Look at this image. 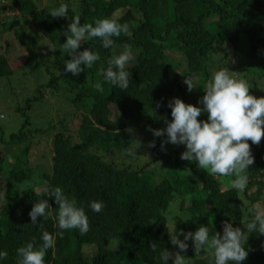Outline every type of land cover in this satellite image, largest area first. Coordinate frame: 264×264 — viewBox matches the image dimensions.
Returning <instances> with one entry per match:
<instances>
[{"label": "trees", "instance_id": "16d2710c", "mask_svg": "<svg viewBox=\"0 0 264 264\" xmlns=\"http://www.w3.org/2000/svg\"><path fill=\"white\" fill-rule=\"evenodd\" d=\"M2 1H12L20 14L8 21L0 19V36L14 31L17 43L12 45L10 39H5L7 50H0V80L13 84L15 76H19L26 82V67L45 69L37 84H20V90H15L18 99L25 98L18 111L26 119L10 143L11 147L24 144L22 156L11 161L5 155L13 150L5 145L0 148V250L8 253L3 264H17V248L28 242L38 249L43 231L53 235L63 231L62 236L56 235L55 247L47 250L45 264H162V250L173 255L180 251L171 243V231L176 229L179 234L183 230L186 234L203 225L209 228L210 235H222L225 214L230 215L233 227L246 231L253 206L258 202L264 206V137L259 144L249 140L255 160L242 173L248 176V185L241 192L231 187L234 176L210 175L197 162L182 160L179 153H163L138 168L121 166L115 158L134 143L136 131L142 135L149 129L166 128L172 120L168 103L173 98L200 104L205 94L203 87L211 76L209 62L213 55L222 54L227 59L225 65L230 67L229 62L239 60L240 51L245 48L242 79L248 81L250 94L264 97V0H54L44 7L33 0ZM61 3L68 4V16L52 17L51 10ZM124 8L128 12L116 20L130 24L129 32L113 37L114 45L107 49L100 38L87 37L81 50L98 52L100 59L79 75L65 72V61L71 57L63 48L67 39L64 33L71 17L79 15L81 24L94 25L97 18H113ZM23 22L31 24L32 33L21 27ZM45 44L52 48L47 54ZM125 44L131 46L134 59L126 65L129 87L122 90L105 82L100 69L107 68L108 60L119 55ZM175 51L183 55L182 60L173 61L171 53ZM181 63L184 71H173ZM188 76L199 84L191 92L184 83ZM97 82L103 83V93L95 90ZM59 86L72 97L66 100L70 107L84 111L79 141L63 130L57 133L52 171L45 175L46 188L13 192L15 183L29 178L25 170L17 167L29 151L32 132L47 136L56 127L51 118L43 127L26 130L30 123L26 111L42 105L48 92ZM207 118L204 112L198 117L202 121ZM154 142L160 147L163 141ZM6 173L9 175L5 177ZM4 179L9 187L6 198ZM56 186L78 207L85 208L90 224L87 234L56 226L58 205L54 197L47 196ZM42 199L48 200L52 216L38 217L33 225L29 212ZM93 200L103 202L101 212L88 207ZM177 217L180 222L174 226ZM179 238L183 240V236ZM153 243L157 245L155 251L151 248ZM186 243L188 249L181 252L186 264H209L211 257L206 251L196 256L192 240ZM86 244L96 247L94 255L86 254ZM245 247L248 257L243 264H264V234H249Z\"/></svg>", "mask_w": 264, "mask_h": 264}, {"label": "clouds", "instance_id": "9594fccd", "mask_svg": "<svg viewBox=\"0 0 264 264\" xmlns=\"http://www.w3.org/2000/svg\"><path fill=\"white\" fill-rule=\"evenodd\" d=\"M69 6L61 3L50 12L52 17L68 16ZM129 32L128 25L119 23L114 18H97L94 25L81 24L80 16L71 17V23L65 31L67 37L63 48L68 51L71 59L65 61V72L79 75L86 68H92L100 59L98 52L88 48L81 50V44L87 37L100 38L104 48L114 45L113 37H119L121 33ZM50 48V47H49ZM124 50L119 55H113L108 60L107 68L101 67L100 74L105 82L122 90L129 87V72L126 65L134 59L130 45L125 44ZM52 49V48H50ZM188 91L191 92L198 83L193 82L192 77L184 81ZM97 92L103 93L104 85L101 82L94 84ZM206 95L200 103L203 107L185 103L181 98L175 97L169 101L172 120L167 122L164 129H149L156 137L165 136L162 148L165 144L184 145L186 150L181 154L182 160L198 163L200 169L208 174L217 176H234L231 187L237 192L246 190L248 176L247 169L254 164V156L251 145L259 144L264 137V97L257 98L250 94V85L245 79H237L230 76L226 69L215 70L210 79L204 85ZM202 112L208 114L206 120H200ZM131 131V129H128ZM155 147V142H152ZM223 191V189H221ZM47 196H52L58 205V213L55 216L56 226L60 230L77 229L81 235L90 230L89 219L84 207H78L76 201L70 199L60 186L54 187ZM88 207L93 212H101L104 204L102 201H91ZM52 207L47 199H42L34 204L29 216L31 223L35 225L38 217L47 219L52 216ZM252 218L245 225L246 231L240 227H233L227 221L224 222L223 234L216 232L210 235L209 228L200 226L194 232L186 234L183 230L177 234L176 229L170 232L171 243L178 246L180 251L174 255L164 249L160 253L162 264H186V251L192 240L196 256L206 251L209 256V264H243L248 257L245 242H248L249 234H264V206L256 203L252 209ZM62 236L63 231L56 233ZM56 235L43 231L42 244L37 249L33 242L17 248V264H45V255L48 249L54 248ZM183 236V240L179 238ZM153 251L157 245H151ZM8 253L0 250V264L7 258Z\"/></svg>", "mask_w": 264, "mask_h": 264}, {"label": "rangeland", "instance_id": "374dc122", "mask_svg": "<svg viewBox=\"0 0 264 264\" xmlns=\"http://www.w3.org/2000/svg\"><path fill=\"white\" fill-rule=\"evenodd\" d=\"M39 7H44L45 5L53 4L54 0H33ZM9 2V3H8ZM3 2L0 0V6L2 9L0 10V19L2 21H8L11 19L12 16L19 15L18 9L12 3V1ZM5 5V6H4ZM128 8L120 9L114 14V19H118L122 17L124 14L128 12ZM66 17V16H63ZM24 20L23 18H21ZM130 27V24H127ZM21 27H24L27 32H31L30 23H21ZM14 31L8 32L0 36V50L3 51L6 49L7 43L5 39H10L11 44L14 45L16 40L13 39ZM11 45V46H12ZM51 46L45 44L43 46L45 54L50 52ZM16 48V46L13 47ZM3 49V50H2ZM243 50V51H242ZM11 52L12 47H11ZM122 51L119 52V54ZM239 55V60L233 59V61L229 62L230 67H227L226 61L227 59L222 58V54L219 56L213 55L210 60L211 66V73L215 70L219 69H226L230 76H234L237 79L243 78V70L246 67L245 59V48L241 49ZM14 53V52H13ZM171 56L174 57V60L183 59V55L179 51H175L171 53ZM241 56V57H240ZM223 59V60H221ZM264 65V60L262 61ZM132 61L129 62L131 64ZM228 63V62H227ZM234 67V68H233ZM184 64H180L173 68V71L176 73L184 71ZM26 70L29 74L26 76V82L21 81L23 77L15 76L13 84L8 80H0V114H4L6 117H0V148L5 145L9 149H12L13 152H7L5 157L9 160H17V156H22V147L21 146H13L11 147V137L14 134H18L20 132V128L22 127L23 122L26 119V115L18 111L19 107H22L25 104V98L18 99L17 93L15 90L19 91L21 85H29L34 86L38 83L40 78L44 75L45 69L40 67L28 66ZM19 79L20 81H18ZM193 82L197 83L196 78L193 77ZM261 86L264 89V78L262 80ZM264 94V91H263ZM206 95V91L205 94ZM46 101L39 105L37 104L33 109L26 111L29 114L30 123L26 130H35L38 127H43L47 124L51 118L53 119V123L56 127L52 129L50 134L47 136L43 133H36L32 132L34 137L32 142L29 145V151L26 156L22 157L17 170H25L28 173L29 178L21 181L19 183H15L11 190L13 192L21 193L28 188H34L36 191H42L46 188V173L51 172L53 166V153H54V138L57 133L60 131H65L76 141H79V134L78 130L80 127L81 122V113L84 112L82 109L76 107H70L68 101L71 100L72 97L67 96V91L59 86V88L55 89V91L48 92ZM203 98V97H202ZM201 98V100H202ZM66 101V102H65ZM73 102H70L72 104ZM198 107H203L200 103L197 105ZM77 110V111H76ZM88 110V109H87ZM162 129V128H160ZM153 135V131H147L142 135H137V131L135 132V139L134 143L121 155L116 156L115 160L119 161L121 166L131 167V168H138L144 165L146 162L153 160L154 158H158L159 155L163 153H168L171 155H177V153L182 154L186 147L184 145H174L171 143H167L166 149L164 150L161 146L160 147H152V142L154 139L162 141L166 140V133L165 136L155 137ZM24 149V148H23ZM105 159L110 161V158L106 155ZM165 161V160H163ZM160 162V161H159ZM153 163V162H151ZM162 163V162H161ZM9 173H6L5 177L8 176ZM5 180V179H4ZM9 191L8 182L4 181V198L7 197V193ZM225 221L231 222V217L229 214H225ZM224 221V222H225ZM180 222V218H176L172 225L177 226ZM246 228V227H245ZM173 232V231H171ZM0 235H1V228H0ZM171 239V235H170ZM86 254L88 256H92L95 254L96 247L90 244L84 245ZM174 248H172L173 250Z\"/></svg>", "mask_w": 264, "mask_h": 264}]
</instances>
